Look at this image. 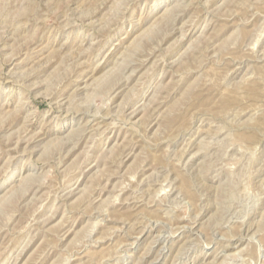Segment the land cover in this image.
<instances>
[{
  "label": "rangeland",
  "instance_id": "obj_1",
  "mask_svg": "<svg viewBox=\"0 0 264 264\" xmlns=\"http://www.w3.org/2000/svg\"><path fill=\"white\" fill-rule=\"evenodd\" d=\"M0 264H264V0H0Z\"/></svg>",
  "mask_w": 264,
  "mask_h": 264
}]
</instances>
